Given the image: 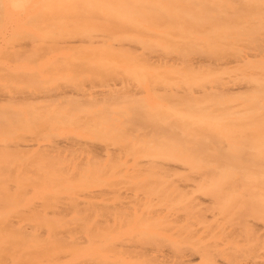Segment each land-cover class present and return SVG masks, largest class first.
Wrapping results in <instances>:
<instances>
[{"label": "bare ground", "instance_id": "6f19581e", "mask_svg": "<svg viewBox=\"0 0 264 264\" xmlns=\"http://www.w3.org/2000/svg\"><path fill=\"white\" fill-rule=\"evenodd\" d=\"M35 1L38 10H47L57 1L63 2ZM32 2L33 0H0L2 6L20 4L22 9L18 11L21 14L29 11L27 6H33ZM89 2L96 3L100 8H107L109 14L101 15L103 21L114 20L113 24L117 26L138 21L140 24L136 23L134 30L143 31L146 28L143 25L145 22L140 19V8L155 10L174 7L177 10L174 14L178 16L185 8L221 1ZM249 4L254 9L259 8L258 12L254 11L255 16L251 17L252 13L244 14ZM250 10L253 11L252 8ZM222 12L236 16L232 26L248 24L243 18L245 16L247 20H251V24L258 25L262 21L264 23L261 20L264 19V0H227ZM30 16L31 14L15 21L0 34V39L11 49L17 50L19 56L25 55L22 52L46 49V41L33 36L25 25V19ZM148 21L150 22L149 17ZM251 24L249 29H254L250 27ZM152 28L150 31L154 32ZM104 32L88 37L89 44L100 45L106 52L139 56L148 67L187 68L201 82L192 88L182 86L172 91L171 94L180 102L178 113H171L164 103L154 105L161 108L157 112L149 111L143 104L135 111L138 117L127 120L125 128L133 141V145L130 144V150L133 146V159L131 162L127 160L128 164H133L125 166L126 163H123L119 166L115 177L118 185L110 184L112 188L108 190L106 187L86 185L81 192L60 199L53 206L43 208L39 204L34 207V211L29 212L30 206L24 213L9 217L6 222L2 221L6 216L0 211V223H4L7 228L0 232V264H264V253H261L264 252V30L252 39L250 46V42L248 44L247 40H243L247 42L244 44L241 40L244 47L248 45L247 49L239 52L234 50L219 58L202 53L142 51L145 49L141 43L112 39ZM61 40V49L64 46L66 49L76 48L72 44L78 42L76 37ZM52 55L54 54L50 56ZM242 68L245 73L241 72ZM56 73H59V69L50 68L41 76L37 88H22L13 96H8L18 100L13 101L17 105L32 107L37 100L51 99L50 102L54 103L52 100L55 101L57 97H65L68 101L66 96L79 93L70 85L59 82L58 77L55 80L59 83L52 88L44 83ZM45 75L50 77L46 78ZM117 76L116 81L119 78ZM211 78H214L213 81H210ZM107 84L108 82L105 87ZM128 90L132 96L140 93L135 85H131ZM157 90L165 94L154 96L165 100L166 88L160 86ZM94 93L106 102L112 97H122V93L118 91L102 89ZM145 93L146 97L153 96L148 91ZM207 97H212L214 101H198ZM57 100L61 101L60 98ZM72 107L73 105L69 108ZM166 111L172 120L166 117ZM185 111L189 112L188 116L184 114ZM71 113H68L69 117ZM144 114L146 117L143 118ZM242 124L245 128H242ZM51 130L48 133V143L38 141V148L54 151L61 156L65 152L75 154L78 149H86L92 156L108 155L105 151L108 150L107 145L103 142L87 140L68 132L66 134V131L52 133ZM113 152H110L111 155L118 153L119 147ZM111 158L115 159L113 156ZM117 162L114 163L118 164ZM143 181L152 185L144 190L148 192H132L130 187L124 186V182H135L138 183V186L133 184L136 190L143 186L146 188L148 183L140 186ZM82 208L85 216L77 211L79 213L72 219L76 225L71 228L67 226L72 221H66L68 215L65 216L64 213ZM48 213L53 216L49 218ZM63 225L67 227L55 228ZM244 244L248 246V251L245 246L242 248ZM256 245L260 246V253L253 248Z\"/></svg>", "mask_w": 264, "mask_h": 264}, {"label": "rangeland", "instance_id": "374dc122", "mask_svg": "<svg viewBox=\"0 0 264 264\" xmlns=\"http://www.w3.org/2000/svg\"><path fill=\"white\" fill-rule=\"evenodd\" d=\"M218 1L221 2L185 8L178 16L174 14L177 11L174 7L155 10L148 7H144L145 9L140 8V19L146 23H143L146 28L143 31L134 30V25L136 23L140 24L138 21L127 25L123 23L120 26L113 24L114 20L103 21L101 15L109 14L107 8H100L96 3H90L89 0H63L62 3L57 1L54 4L52 3L47 10H38L36 8L37 3L33 0V6L28 5L29 11L25 14L19 13L18 10L22 9L20 4L10 6L0 4V34L3 29L12 25L15 21L31 14L30 17L25 19L27 29L33 36L46 41L44 44L46 46L45 51L37 49V51L22 52L25 55L19 56L17 50L11 49L4 40L0 39V211L6 216L2 221L6 222L5 220L9 217L21 215L30 206L29 212L34 211V207L39 204L43 208L53 206L56 201L67 198L75 192H81L86 185L106 187V190L118 185L115 177L119 166L123 163H126L125 166L133 164V162L128 164L133 159L131 153L133 152V146L130 150V144L133 145V141L130 140V132L125 128L127 120L138 117L135 111L143 104L149 111L157 112L161 108L154 105L164 103L166 109L170 108L171 113H178L180 102L176 96L171 94L172 91L182 86L192 88L196 83L201 82V80L197 81L196 76H193L187 68L148 67L141 57L131 54H118L115 51L106 52L104 47L100 45L89 44L88 37L106 31L108 33L106 34L111 36L112 39L127 43L130 41L141 43L143 49H145L142 51H164L175 54H184L185 52L188 54L202 53L218 58L227 56L234 50L239 52L245 50V48L247 49L248 45H245V47L242 45V42H246L243 40H247L248 44L250 42V46L252 39L263 32V21L258 25L251 24V20H247L244 15L245 17H242L245 18L246 22H249L248 24L244 22L245 24L242 26H232L231 24L236 20V16L222 12L227 5V0ZM112 8L114 9V7ZM251 8L253 11L250 10ZM255 9L249 4L244 14L248 13L250 15L252 13L250 16H255L254 11L258 12L259 8ZM247 17L249 16L247 15ZM261 20L264 19L261 18ZM249 24L255 30L249 29ZM156 26L161 27V29L156 28ZM151 27H153L154 32L150 31ZM257 27L259 31H257ZM234 32L239 33L232 36L231 34ZM66 37L77 38L78 42L72 44L76 48L66 49V46L63 49L60 48L59 45L63 41L61 39ZM51 54L54 55L50 56ZM141 61H143L145 67L141 64ZM50 68L59 69V73L53 74L54 76L49 81L44 82L46 85L52 88L57 83L63 82L75 88L79 93L68 95L69 97L66 96L68 101L65 100V97H62L63 100L61 97H57L62 102L65 101L63 103L58 102L56 97H54L57 100H55L56 102L52 100L54 103L50 102L51 99H47L48 101L44 99L37 100L32 107L17 105L13 102L18 100H14L9 96H13L22 88L25 90L37 88L41 76L48 72ZM241 72L245 73L243 68ZM117 74L120 75L117 76ZM116 76L119 77L118 81H116ZM44 77L49 78L50 76L45 75ZM55 77H58L59 82L55 80ZM213 79L211 78L210 81H213ZM106 82H108L107 87H105ZM131 85L137 86L140 93L132 96L128 90ZM160 86L166 88V97H162L165 100L154 96V94H160L161 96L165 94V92L157 90V88L160 89ZM102 89L110 92L118 91L120 94L122 93V97H112L110 101L106 102L104 98L96 97L94 93ZM81 91H84L82 92L84 95ZM144 91L152 93L153 96L151 98L146 97L147 93ZM126 92H129L128 95H126ZM198 101L212 102L214 99L207 97L198 99ZM66 102L67 104H65ZM71 105L73 107L69 108ZM68 113L72 115L69 117ZM188 113V111L184 112L187 116ZM193 114L192 111L191 115ZM165 115L172 120L167 116V111ZM57 117H59L58 121ZM142 117H146V114ZM242 128H245L244 124H242ZM50 130L52 133L66 131V134L68 132V134L83 136L87 140L103 142L107 145L106 149L108 150L105 151L108 155L92 156L86 149H78L75 154L65 152L61 156L54 151L53 153L51 150L38 148L36 142L48 143ZM122 137L124 140L125 137L127 139L124 141ZM118 147L119 152L111 155L110 152L113 154V150ZM128 148L130 152L127 150ZM109 149L113 150L110 151ZM123 152L126 153L125 157ZM112 156L115 159H112ZM118 156H120L119 163L116 161ZM88 157H91L92 160ZM98 158L99 160H97ZM104 168L105 171H103ZM108 169H111V171ZM107 170L108 173L110 172L109 174L106 173ZM130 183L124 182V186L126 185L127 188H131V186L133 188V184L138 186V183ZM146 183L148 181L140 182L141 185H139L143 186ZM148 184L145 185L146 188H143L144 186L139 187L143 190H139V188L136 190V186L133 189L131 188L132 190L129 188V190L132 192H148V190L144 191L147 187L148 189L152 187L151 184ZM83 208L64 213L65 216L68 215L65 220L71 222L79 213H76L77 211L84 213ZM83 215L85 216V213ZM52 216L48 213L49 218ZM183 224L190 225V223ZM74 225L76 223L72 221L71 225L68 224L67 226L71 228ZM67 226L63 225L59 228L55 226V228L64 229ZM6 229V225L0 223V232ZM244 246L248 251V246L244 244L242 248ZM253 248L258 253L261 252L259 245Z\"/></svg>", "mask_w": 264, "mask_h": 264}]
</instances>
